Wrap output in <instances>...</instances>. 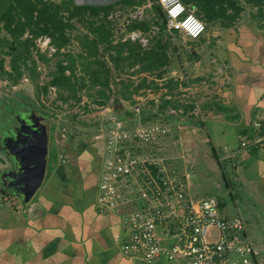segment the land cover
Masks as SVG:
<instances>
[{"label": "rangeland", "instance_id": "374dc122", "mask_svg": "<svg viewBox=\"0 0 264 264\" xmlns=\"http://www.w3.org/2000/svg\"><path fill=\"white\" fill-rule=\"evenodd\" d=\"M74 1L76 3L107 4L115 0ZM151 1L155 0H145L144 2L151 4ZM245 8L248 10L247 5ZM248 15L245 9L236 21V25L231 28H223L219 23L210 26L200 40L191 41L181 34L168 32L163 34L165 38L169 37L170 67L161 79L153 78L149 74L131 76L133 86L137 85L141 76L144 75H147L146 78L153 80L158 86L155 90L152 88L155 93L151 90L145 95L135 94L133 98L137 100L140 112L156 114L157 106L161 101V94L165 92L166 96H170L164 83L171 79L177 83L176 88L172 91V97L186 105L192 102L194 108L188 114L178 116L179 120L176 125H180V128H172L167 136L160 137L149 144H140L129 151H131L130 154L142 161L164 164L165 168L175 173L183 183H185L187 176L188 183H190V192L188 191L190 196L192 195L193 198L214 196L219 202V211L222 215L232 213L234 216L237 214L243 216L247 233L256 244L251 243L262 252V246H264V190L259 185V181L252 179L249 176L251 173L248 171H246L247 176L237 168L234 170L233 164H228L230 163L228 160L227 163L215 164L213 154L208 150H203L204 145L202 143L196 149H189L188 133L181 132L185 128L183 122L186 117L196 118L197 116L198 121L204 122L207 128L209 126L213 128L214 125L218 127L216 128L218 137H215V140L229 143L233 149L238 144L240 145L241 137L238 138L234 132L235 127L231 120L235 119H231V115H234L238 108L243 111L242 105H251L256 108L257 106L252 103V100L262 99L260 92L264 88V54L261 51H256L259 47L264 48V30L258 29L254 20ZM25 34L27 32L24 33V37H26ZM71 50L74 53L81 51L76 42L72 43ZM259 53L263 56L260 57ZM46 56L49 57L47 54ZM53 63V59L47 64L38 63L36 70L39 72V76L36 83H33L30 78L24 77L17 85L7 87L6 81L0 80V97L9 100L10 98L21 99L29 96L30 100L36 102L42 111L49 114L50 123L52 122V128L50 127L48 131L45 175L41 186L31 198V202L43 196L46 191L49 192L46 189V179L57 167L62 168L61 177H65L67 182L76 181L80 184L76 185L78 189L74 191L75 197L91 193L93 190H89V188L96 178L98 180L100 169L104 164L102 154L106 130L115 123L123 124L124 127L128 126L133 123L135 117H138L128 102L123 103L121 101L120 106L122 108L120 106L121 109L114 108L115 103L112 98L115 95L111 96L107 106L102 107L94 103L92 99L95 97V92L92 89L89 90L92 96L82 93L79 104L72 107L66 106L65 103H61L60 99H57V92L54 87H50L47 94L39 93L38 88L47 81V74ZM126 77L128 78V75L122 74L115 80ZM19 92L22 97L16 95ZM15 95L16 97H14ZM238 96H243L241 99L239 98L240 101L237 99ZM152 100L153 103L150 102ZM8 102L13 103L12 101ZM217 107H223L227 111L220 110L217 113L215 112ZM125 108L130 114L125 111ZM5 110H0V121L5 116ZM170 110L168 108L167 113L159 112L154 120H147L146 122H170L168 117L170 114H175V112L170 113ZM253 110L255 111V109ZM206 111L208 112L206 113ZM257 111L255 112L257 113ZM249 112V120H251L256 113H252V110ZM216 115H219L220 119L214 120L215 124L206 121L207 118ZM250 123L248 122V124ZM195 134L198 135L201 142H206L205 132L203 135L198 132ZM212 135L215 134L212 133ZM191 137L193 138V135ZM218 149L224 152L222 147ZM220 153L218 155L221 156ZM223 181L228 183V188L225 187ZM126 184L130 185L131 181H127ZM185 187L188 190L186 183ZM52 192L56 193L55 190H50L51 194H53ZM14 201L16 203H13ZM95 203H97V199H95ZM27 204L28 202L21 203L15 196L0 195V247L8 243V247L15 248L14 241L11 242L2 229L6 230L16 224L17 219H19L16 211L19 213L18 216H22L20 220H23V216L28 218L27 213H22ZM73 204L78 206L79 199L76 198ZM12 209H15V222L7 218L8 215H13ZM111 211L110 213L118 217H121L125 212L124 209L119 213L114 210ZM21 224L19 223V225ZM2 234L5 239H2Z\"/></svg>", "mask_w": 264, "mask_h": 264}, {"label": "trees", "instance_id": "16d2710c", "mask_svg": "<svg viewBox=\"0 0 264 264\" xmlns=\"http://www.w3.org/2000/svg\"><path fill=\"white\" fill-rule=\"evenodd\" d=\"M144 1L115 0L107 4H87L74 0H0V80H5L7 87L17 85L24 77L36 83L38 63L47 64L53 59L48 79L39 86V93L47 94L49 88L54 87L57 99L68 107L79 104L82 93L92 96L90 89L95 92L92 101L102 107L107 106L112 95H115L112 101L116 108L121 107V101L128 102L130 106L139 105L133 96L145 95L148 88L155 90L158 86L153 80H148L147 75L141 76L139 83L133 86L130 77L149 74L161 79L171 64L169 37L163 35L166 32L165 14L157 0L151 1L142 17L124 23L123 19L129 12L146 4ZM181 2L194 9V14L204 23L205 31L217 23L223 28L234 27L245 9L256 27L264 30V0ZM152 26L158 28L154 34ZM133 30H139L148 37L146 46L137 40L123 39ZM25 32L31 37H24ZM42 35L49 36L56 48L51 57L39 52L34 42ZM201 38L203 36L197 39ZM73 42L81 51L74 53L71 50ZM122 74L128 75V78L116 81ZM164 86L170 94L169 98L164 97L165 92L161 94L162 102L159 101L156 114L140 112L143 123L154 120L159 112L167 113L168 108L176 110V114L168 115L170 120L174 115L183 116L194 108L192 102L186 105L172 97L176 82L169 79ZM150 102L153 103V100ZM220 110L226 109L216 108V111ZM125 111L130 114L127 108ZM248 129L244 134L249 132ZM250 151L259 150L250 147Z\"/></svg>", "mask_w": 264, "mask_h": 264}, {"label": "built area", "instance_id": "2783aa9c", "mask_svg": "<svg viewBox=\"0 0 264 264\" xmlns=\"http://www.w3.org/2000/svg\"><path fill=\"white\" fill-rule=\"evenodd\" d=\"M157 2L165 14L166 32L182 34L191 40L204 34L205 25L192 7L179 0L185 10L173 20L168 12L173 5L167 0L165 3ZM149 6V3L144 4L130 11L124 23L142 17ZM189 15L204 25L196 38L182 27L178 29L175 26L182 24ZM151 29L154 34L158 28L152 26ZM25 36L31 37L28 33ZM126 38L137 40L142 46H146L149 40L139 30L130 31L123 39ZM34 42L39 51L49 57L56 51L49 36H38ZM149 91L150 88L146 90ZM130 108L138 116L132 124L124 127L115 123L106 130L102 154L104 164L96 192L100 212L125 210L120 217L126 230L119 244L123 256L140 259L144 264H157L160 259L172 264H264L255 247L243 237V221L239 216H222L214 196L193 198L185 183L164 164L142 161L130 154L132 148L155 142L178 127L170 122L143 123L139 105ZM170 109V113L176 114L175 109ZM250 122L249 132L242 136L240 145L264 152V109ZM127 181L131 184H126Z\"/></svg>", "mask_w": 264, "mask_h": 264}, {"label": "crops", "instance_id": "0c3cea01", "mask_svg": "<svg viewBox=\"0 0 264 264\" xmlns=\"http://www.w3.org/2000/svg\"><path fill=\"white\" fill-rule=\"evenodd\" d=\"M263 50L264 48L261 49L260 47L256 49L257 52L261 51L264 54ZM262 56L260 54V57ZM242 97L238 96L237 99L240 101ZM260 97L263 98H259L257 101L252 100V103L257 106L256 108L251 105H242L243 111L238 108L237 112L235 110V114L231 115L233 116L231 119L236 121L233 122L231 120L234 123V132L238 138L239 136L242 138L244 131L248 129V122L252 120H249V111L252 110V113H256L255 111L258 110L257 115L260 110L264 109V88L261 89ZM215 112L218 113L216 110ZM197 118V116L196 118L187 116L183 122L185 128L181 132L188 133L189 149H196L202 143L204 145L202 149L208 150V152L213 154L215 164L227 163L228 160L230 162L228 164H233L234 170L237 168V170H241V173L247 176L246 171L250 172L249 176L259 181V185L264 190V152H251L250 148H241L239 144L233 149L229 143L215 140V137H218L216 133V128L218 127L214 125L213 128L210 126L207 128L206 124L198 121ZM216 119H220L219 115L209 117L206 121L215 124L214 120ZM178 120V116L174 115L170 123H177ZM178 127L180 128L181 126L179 125ZM196 132L202 135L205 132L206 142H201L198 135L195 134ZM211 132L215 135H212ZM192 135L193 138L191 137ZM228 146L230 147L228 148ZM221 147L224 152L223 150L219 151L218 148ZM219 152H221V156L218 155ZM62 172L61 167H57L55 171H52L46 180V189L49 192L46 191L36 201H29L24 206L26 208L32 206L30 209L24 208L22 210V213L28 214V218L23 216V220H20L22 216H18L19 213L16 211L19 219H17L15 227L11 226L6 230L2 229L6 237L11 242L12 240L14 241L15 248L8 247V243L0 247V264H144L142 260L127 258L120 252L119 244L125 237L126 230L122 226L120 217L112 213L99 212L97 209L95 203L97 178L89 188V190H93L91 193L75 197L74 191L78 189L76 185L80 184L76 181L67 182L65 177H61ZM220 173L224 178L222 171ZM187 174L189 176V173ZM185 183L186 186L188 185L187 191L190 192V183H188L187 176ZM223 183L228 188V183L225 181ZM50 190H55L56 193L52 192L53 194H51ZM76 198L79 199L80 206L73 204ZM13 203L16 202L14 201ZM12 211L13 215H8L7 218L15 222V209H12ZM222 216L231 217L234 215L230 213V215ZM236 216H239L243 221V237L250 243L256 244L247 233L245 218L240 214ZM19 223L22 224L19 225ZM116 235L120 237H116ZM2 239H5L3 234ZM253 244L252 246L258 251L259 257L264 259V246H262L263 250L261 252ZM157 264L172 263L160 259Z\"/></svg>", "mask_w": 264, "mask_h": 264}, {"label": "flooded vegetation", "instance_id": "af4514ba", "mask_svg": "<svg viewBox=\"0 0 264 264\" xmlns=\"http://www.w3.org/2000/svg\"><path fill=\"white\" fill-rule=\"evenodd\" d=\"M16 95L22 97L20 92ZM8 101H12L13 103ZM0 110L6 111L5 116L0 121V195L8 197L17 194V187L14 186V182H11L12 174L15 173L17 167V162L13 159L12 153L17 152L18 146L22 142L27 141L21 134L16 139L12 134V128L23 124L22 118L25 117L28 120L30 117L37 124L45 123L47 125L46 133L48 141V131L50 127L52 128V122L50 123L49 114L42 111L36 102L30 100L29 96L22 97L21 99L10 98L9 100L0 97ZM25 122L28 123V121ZM26 130L29 131L24 124L19 131Z\"/></svg>", "mask_w": 264, "mask_h": 264}, {"label": "water", "instance_id": "95a60500", "mask_svg": "<svg viewBox=\"0 0 264 264\" xmlns=\"http://www.w3.org/2000/svg\"><path fill=\"white\" fill-rule=\"evenodd\" d=\"M22 121L23 124L19 127L12 128V134L16 139L21 134L27 141L22 142L18 146V151L12 153L17 167L12 174L11 182L17 187V194L14 193L17 199L21 203H27L43 182L47 156V125L37 124L30 117L28 120L24 117ZM24 124L29 131H19Z\"/></svg>", "mask_w": 264, "mask_h": 264}, {"label": "clouds", "instance_id": "9594fccd", "mask_svg": "<svg viewBox=\"0 0 264 264\" xmlns=\"http://www.w3.org/2000/svg\"><path fill=\"white\" fill-rule=\"evenodd\" d=\"M161 2L165 3L166 0H161ZM167 2L173 5L168 9L169 15L173 18V20L185 10L184 6L179 3V0H167ZM175 26L178 29L182 27L193 38L198 37V35L203 31L204 28V25L192 15H189L182 22V24H176Z\"/></svg>", "mask_w": 264, "mask_h": 264}]
</instances>
